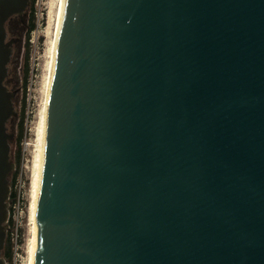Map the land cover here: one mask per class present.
Wrapping results in <instances>:
<instances>
[{"label":"water","instance_id":"95a60500","mask_svg":"<svg viewBox=\"0 0 264 264\" xmlns=\"http://www.w3.org/2000/svg\"><path fill=\"white\" fill-rule=\"evenodd\" d=\"M30 2L0 0V264ZM32 264H264V0H64Z\"/></svg>","mask_w":264,"mask_h":264},{"label":"rangeland","instance_id":"374dc122","mask_svg":"<svg viewBox=\"0 0 264 264\" xmlns=\"http://www.w3.org/2000/svg\"><path fill=\"white\" fill-rule=\"evenodd\" d=\"M57 5L58 0H31L23 23L18 17H13L8 24L10 30L7 38L16 37L18 40L13 44L5 79L10 90H17L13 99L17 114L8 120L7 130L14 134L10 140V159L15 163L19 154L20 160L19 168L15 166L17 172L14 169L9 175L11 192L7 237L10 241L11 259L6 264H28L34 163L46 93L49 43L54 35ZM31 22L35 26L28 33Z\"/></svg>","mask_w":264,"mask_h":264},{"label":"bare ground","instance_id":"6f19581e","mask_svg":"<svg viewBox=\"0 0 264 264\" xmlns=\"http://www.w3.org/2000/svg\"><path fill=\"white\" fill-rule=\"evenodd\" d=\"M64 0H58L57 11H56V20H55V30L54 35L51 40L49 47V59L47 64V80H46V93L43 102V110L42 115L39 121V129H38V145L35 156V167H34V175L32 181V191H31V202H30V220H31V237L29 240V250H28V264H32L33 250L36 238V229H37V216H38V204H39V189H40V176H41V162H42V145H43V133H44V122H45V110L47 103V96L50 84V78L52 74L53 68V60H54V51L56 47V39L58 28L60 24L62 8H63Z\"/></svg>","mask_w":264,"mask_h":264},{"label":"trees","instance_id":"16d2710c","mask_svg":"<svg viewBox=\"0 0 264 264\" xmlns=\"http://www.w3.org/2000/svg\"><path fill=\"white\" fill-rule=\"evenodd\" d=\"M14 17H16V16H14ZM11 18H13V17H11ZM10 19L6 23L7 32L10 30L9 29V26H8ZM34 26H35L34 23L31 22L28 25L27 32L29 33L34 28ZM21 135H22V128H21V133H20L19 136L21 137ZM19 160H20V156H19V154H17V159H16V162H15V166L17 168H19ZM17 168H15V173L17 172ZM12 182H13V180H12ZM4 247L5 248H4V256L3 257L6 259V261L7 260L9 261V259H11V249H10V241H9V238L8 237H7L6 241H5V246Z\"/></svg>","mask_w":264,"mask_h":264}]
</instances>
